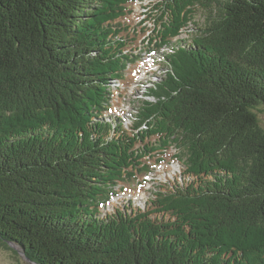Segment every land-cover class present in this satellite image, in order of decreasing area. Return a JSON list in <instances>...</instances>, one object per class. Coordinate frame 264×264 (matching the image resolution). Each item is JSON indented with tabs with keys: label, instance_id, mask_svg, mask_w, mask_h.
I'll return each instance as SVG.
<instances>
[{
	"label": "trees",
	"instance_id": "16d2710c",
	"mask_svg": "<svg viewBox=\"0 0 264 264\" xmlns=\"http://www.w3.org/2000/svg\"><path fill=\"white\" fill-rule=\"evenodd\" d=\"M128 1L0 0V241L35 264H264V0H163L160 39L202 21L147 130L111 136ZM171 142L195 180L153 201L155 218L100 219L112 184Z\"/></svg>",
	"mask_w": 264,
	"mask_h": 264
},
{
	"label": "rangeland",
	"instance_id": "374dc122",
	"mask_svg": "<svg viewBox=\"0 0 264 264\" xmlns=\"http://www.w3.org/2000/svg\"><path fill=\"white\" fill-rule=\"evenodd\" d=\"M196 17H198V15H195V20L199 21V18L196 19ZM200 21H202V18H200ZM132 103H134L133 106H135L139 102L133 101ZM257 115L261 124L264 126V106H259ZM11 249L3 246L0 241V264H34L32 261L26 259L27 256L24 253L18 251L21 250L19 246H16V248L11 246Z\"/></svg>",
	"mask_w": 264,
	"mask_h": 264
},
{
	"label": "water",
	"instance_id": "95a60500",
	"mask_svg": "<svg viewBox=\"0 0 264 264\" xmlns=\"http://www.w3.org/2000/svg\"><path fill=\"white\" fill-rule=\"evenodd\" d=\"M10 245L12 246V247H14V248H16V246L13 244V243H10ZM19 252H21V253H24V250H23V248L21 249V250H18ZM26 259H28L29 260V258L28 257H26ZM32 263H34V262H32ZM35 264V263H34Z\"/></svg>",
	"mask_w": 264,
	"mask_h": 264
}]
</instances>
